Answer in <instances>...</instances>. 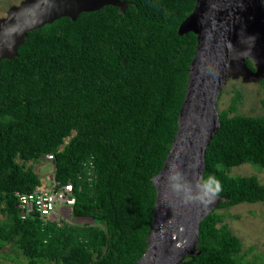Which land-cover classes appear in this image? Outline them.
I'll use <instances>...</instances> for the list:
<instances>
[{"label":"trees","instance_id":"16d2710c","mask_svg":"<svg viewBox=\"0 0 264 264\" xmlns=\"http://www.w3.org/2000/svg\"><path fill=\"white\" fill-rule=\"evenodd\" d=\"M121 1L125 12L108 4L28 31L17 55L0 60V249L11 244L22 255L9 253L15 264H135L148 249L153 177L179 129L198 43L179 27L197 0ZM241 100L237 91L220 112L206 149L204 182L219 181L223 200L201 222L199 253L179 264L264 259L243 253L219 211L264 201L257 175L231 174L243 163L264 168V115H231ZM50 153L53 177L74 184L71 214L95 224L21 218L17 192L52 184L34 168Z\"/></svg>","mask_w":264,"mask_h":264},{"label":"water","instance_id":"95a60500","mask_svg":"<svg viewBox=\"0 0 264 264\" xmlns=\"http://www.w3.org/2000/svg\"><path fill=\"white\" fill-rule=\"evenodd\" d=\"M108 4L125 12L128 1L22 0L9 9L7 16L0 18V60L17 55L28 31L63 16L75 20L82 12ZM191 19L195 20L194 25L189 24ZM188 31L197 34L198 43L189 67L179 129L162 170L153 177L157 201L148 249L135 264H179L185 256L199 253L201 222L223 200L218 194L205 195L203 189L206 149L221 127L218 99L232 78L221 74L222 70L238 63L252 76L247 79L239 74L230 75L233 78L249 81L264 77V67L254 57L242 54L254 49L264 55V0H197L194 11L179 27V34ZM248 59L254 61L255 69L247 64ZM183 122L188 125L192 151L181 163L180 175L167 181L163 174L171 164ZM175 184L180 187L175 188Z\"/></svg>","mask_w":264,"mask_h":264},{"label":"rangeland","instance_id":"374dc122","mask_svg":"<svg viewBox=\"0 0 264 264\" xmlns=\"http://www.w3.org/2000/svg\"><path fill=\"white\" fill-rule=\"evenodd\" d=\"M22 0H0V18L7 16L9 9L14 5H19ZM254 63V61H253ZM260 80L244 81L242 78H229L223 87L218 99V109L220 112L228 110L232 103V98L239 91L242 100L235 113L245 115H264V105L262 104L263 91ZM32 162L27 163L31 165ZM54 163L47 157L38 163H34L35 170L42 175L44 182L54 179ZM231 174L238 175H257L264 183V168L253 163H243L232 168ZM224 211L223 221L229 224L230 229L237 235L243 243V253L252 261L258 259L257 255L264 256V201L263 202H244L233 205L229 208L219 209ZM2 216V214L0 213ZM64 217L70 223L75 224H95L90 217H77L64 211ZM250 247H253L251 250ZM21 255L11 244H7L0 249V264H15L17 261L9 256V253ZM22 256V255H21ZM20 259H24L21 257ZM262 264L264 259L259 257Z\"/></svg>","mask_w":264,"mask_h":264},{"label":"built area","instance_id":"2783aa9c","mask_svg":"<svg viewBox=\"0 0 264 264\" xmlns=\"http://www.w3.org/2000/svg\"><path fill=\"white\" fill-rule=\"evenodd\" d=\"M48 159H53V154H47ZM89 166H93L90 162ZM52 184H41L31 192H17V206L20 209L21 218L39 216L43 221H61L64 219V211L71 208L76 202L75 187L72 182L62 183L55 178Z\"/></svg>","mask_w":264,"mask_h":264},{"label":"bare ground","instance_id":"6f19581e","mask_svg":"<svg viewBox=\"0 0 264 264\" xmlns=\"http://www.w3.org/2000/svg\"><path fill=\"white\" fill-rule=\"evenodd\" d=\"M202 9V6L199 10ZM194 19H191L189 21L190 25H194ZM242 54H248L249 56H252L256 59V61H258V63L260 64L261 67H264V55H262L261 52L257 51L255 52L254 49H248L246 51H243ZM224 74V76H228V77H234L237 76V74H239L240 76H245L248 78H250V76H252V74L250 72H248L245 68H243L241 65L237 64H233L230 66L229 70H222V73ZM234 76H230L233 75ZM188 125H185V123L183 122V126L181 129V135L179 137L178 143L176 145V148L174 150L172 159H171V164L169 165L167 171L163 174L164 179H167V181L169 179H172V176L177 177L180 175L181 173V163L186 161L188 159V156L191 154L192 151V147L190 144V140L188 137ZM158 184L160 185L161 183V179L158 178L157 179Z\"/></svg>","mask_w":264,"mask_h":264},{"label":"clouds","instance_id":"9594fccd","mask_svg":"<svg viewBox=\"0 0 264 264\" xmlns=\"http://www.w3.org/2000/svg\"><path fill=\"white\" fill-rule=\"evenodd\" d=\"M175 179V178H173ZM175 188H179V184L174 185ZM203 189H204V194L208 196H215L218 194L221 190V186L219 181L215 180L214 178H209L207 181L203 183ZM203 198V197H202Z\"/></svg>","mask_w":264,"mask_h":264}]
</instances>
